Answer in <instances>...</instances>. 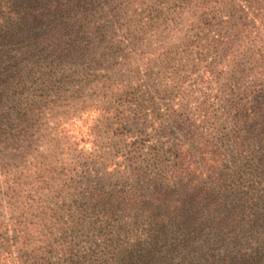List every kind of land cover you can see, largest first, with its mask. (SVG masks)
Masks as SVG:
<instances>
[{
	"label": "trees",
	"instance_id": "1",
	"mask_svg": "<svg viewBox=\"0 0 264 264\" xmlns=\"http://www.w3.org/2000/svg\"><path fill=\"white\" fill-rule=\"evenodd\" d=\"M159 1L0 0V135L33 114L38 93L58 92L68 72L78 74L72 66L92 45L112 42L119 31L144 40L157 17L146 10ZM234 3L176 0V39L205 42L201 111L209 121L211 96L222 104L219 116L209 132L179 117L186 136L166 147L141 137L123 145L116 156L128 163L121 169L126 181L93 192L80 208L89 246L54 248L68 264H264V86L239 98L240 83L226 82L219 60L232 75L243 70L226 59L228 41L218 39L225 22L208 12ZM256 5L245 0V7ZM255 21L242 18L237 32H258ZM252 59L264 75V57ZM100 86L111 89V80Z\"/></svg>",
	"mask_w": 264,
	"mask_h": 264
},
{
	"label": "rangeland",
	"instance_id": "2",
	"mask_svg": "<svg viewBox=\"0 0 264 264\" xmlns=\"http://www.w3.org/2000/svg\"><path fill=\"white\" fill-rule=\"evenodd\" d=\"M233 1L230 9L208 12L225 22L221 35L213 31L211 36L228 41L226 59H237L243 72L232 75L231 65L222 60L219 67L227 83H240L243 92L236 93L244 98L254 85L264 86V75L252 59L264 57V0L247 7L245 0ZM159 2L144 14L157 16L144 40L136 42L119 31L112 42L92 45L72 66L78 74L68 72L58 92L38 93L33 114L1 133L0 264H30L36 258L44 264H68L54 248L60 242L81 250L89 246L80 208L93 192L126 181L121 169L128 163L116 156L124 153L123 145L141 137L166 147L186 136L179 117L210 131L208 124L219 116L222 104L209 96L207 121L201 111L206 90L199 79L205 42L176 39L181 35L176 31V0ZM242 18L256 20L258 32L238 33ZM109 79L111 89L101 88ZM132 99L134 105L128 103ZM28 106L22 103L23 113ZM54 220L59 225L52 227Z\"/></svg>",
	"mask_w": 264,
	"mask_h": 264
}]
</instances>
